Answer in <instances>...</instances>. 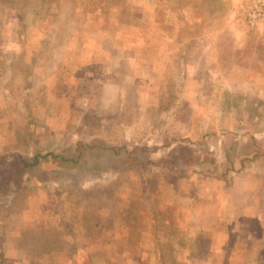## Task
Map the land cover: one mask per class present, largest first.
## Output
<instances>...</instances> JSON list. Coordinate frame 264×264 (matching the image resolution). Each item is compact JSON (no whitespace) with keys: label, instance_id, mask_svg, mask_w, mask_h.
<instances>
[{"label":"rangeland","instance_id":"obj_1","mask_svg":"<svg viewBox=\"0 0 264 264\" xmlns=\"http://www.w3.org/2000/svg\"><path fill=\"white\" fill-rule=\"evenodd\" d=\"M24 1L0 0V158L96 140L152 161L122 172L42 163L24 179L23 210L0 196V264H189L177 253L199 244L185 223L198 186L237 168L225 160L234 139L264 147V25L247 23L245 0H181L206 25L194 48L173 49L166 2ZM222 91L251 98L262 118L221 111ZM183 153L203 161L174 163Z\"/></svg>","mask_w":264,"mask_h":264},{"label":"crops","instance_id":"obj_2","mask_svg":"<svg viewBox=\"0 0 264 264\" xmlns=\"http://www.w3.org/2000/svg\"><path fill=\"white\" fill-rule=\"evenodd\" d=\"M183 10L166 8L164 12L163 21H171L170 27L177 37L178 34L184 36L182 28H187L179 24ZM171 17L174 18L170 20ZM186 37L188 35L184 39ZM161 46L170 48L166 40L164 43L160 41ZM179 46L194 48L192 42L187 43L178 37L172 48L179 49ZM189 55L195 57L194 52H188L187 58ZM190 63L195 66L193 59ZM197 68L198 72L199 66ZM199 76L197 73L195 77ZM257 166H264V163L246 164L239 170L229 171L224 177L216 173L214 178H208L198 186L196 203L190 202L189 218L185 223L189 225L187 235L191 249L199 244L194 252L178 251L179 260L189 264H264V170L259 171Z\"/></svg>","mask_w":264,"mask_h":264},{"label":"trees","instance_id":"obj_3","mask_svg":"<svg viewBox=\"0 0 264 264\" xmlns=\"http://www.w3.org/2000/svg\"><path fill=\"white\" fill-rule=\"evenodd\" d=\"M27 2L28 0L24 1V3ZM158 2H160L161 4H164L165 2L168 3L166 7L170 9L176 8L180 11L185 9V7L182 5L183 1L181 0H158ZM15 8L17 9V6H15ZM181 17L182 19L179 21V24L187 26V43H190L192 38L197 36L198 28L202 24L206 25V23L204 20H202L200 24L198 23L201 16H199L195 20H192L194 19V17L189 18L184 14H182ZM176 38L178 39V37ZM52 45L53 44L47 46L49 50L54 47ZM221 94H223V91L221 92ZM225 94V96L223 94V104L219 108L221 111L233 110L236 113H238L239 111H244L242 112V114H247L246 119L248 120V122L246 123L248 125L252 124L253 121L255 122L258 118H262L263 112L252 116V113L258 109V105H254L251 98L245 97L246 95L234 91H229ZM243 99L247 101V105L241 107ZM30 122V119L27 118L26 126ZM238 126L239 125L236 124L233 128H237ZM32 131L33 130L28 128L25 134L27 138L31 140L34 137V133ZM245 136L248 137V140L244 144L241 139H234V153H230L227 151L225 152V160L228 161L229 166L231 164L232 166L234 165L235 158L239 159V166H237L234 171L243 168L246 164H251L252 161L255 160V158H258L264 162V147L262 146L263 141L255 140L254 136L250 134H246ZM95 141L96 140H90L89 142H85L83 140H77L74 142L72 147L66 146L58 148V146L55 145L53 148L47 151L43 150L42 145L40 146L36 143H33L32 149L29 153L16 152L14 154L15 157L10 162H7L5 157L2 156L0 158V196L9 197L8 211L16 213L24 209L27 195V191L24 186V179L27 176H31L36 172L42 170V163H45L47 161L54 162L62 169L77 168V170L79 171L83 169L87 171H93L98 168H112L118 169L121 172L126 169L125 164L127 162H136V164L141 163L142 165H144V167H146L152 161L150 160L151 158H146V160H138V156L131 155L130 151H128L127 147L124 145L114 146L105 142ZM195 159L197 160V162L203 161L197 156L194 157L192 153L178 154L173 158L174 163L178 164L183 163L185 160L190 161ZM226 173L228 172H225V174ZM3 226L4 219L0 217V237L3 233Z\"/></svg>","mask_w":264,"mask_h":264},{"label":"built area","instance_id":"obj_4","mask_svg":"<svg viewBox=\"0 0 264 264\" xmlns=\"http://www.w3.org/2000/svg\"><path fill=\"white\" fill-rule=\"evenodd\" d=\"M245 18L249 25H264V0H245Z\"/></svg>","mask_w":264,"mask_h":264}]
</instances>
